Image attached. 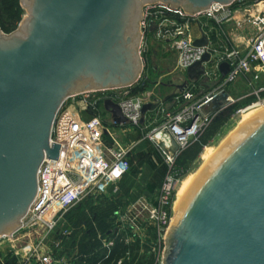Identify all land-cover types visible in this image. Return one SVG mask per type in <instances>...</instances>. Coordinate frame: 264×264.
Returning a JSON list of instances; mask_svg holds the SVG:
<instances>
[{
  "label": "water",
  "instance_id": "water-1",
  "mask_svg": "<svg viewBox=\"0 0 264 264\" xmlns=\"http://www.w3.org/2000/svg\"><path fill=\"white\" fill-rule=\"evenodd\" d=\"M235 1L19 0L26 16L16 31L0 28V238L20 229L43 160H57L60 145L49 142L63 103L139 80L143 7L162 3L199 13ZM206 44L203 37L193 46ZM208 60L205 54L190 66L187 79L199 80ZM219 71L224 77L229 66L221 64ZM156 108L142 106L141 125ZM104 110L114 125L127 124L110 100ZM162 264H264V113L227 138L187 188L165 238Z\"/></svg>",
  "mask_w": 264,
  "mask_h": 264
},
{
  "label": "built area",
  "instance_id": "built-area-1",
  "mask_svg": "<svg viewBox=\"0 0 264 264\" xmlns=\"http://www.w3.org/2000/svg\"><path fill=\"white\" fill-rule=\"evenodd\" d=\"M238 1L228 6L214 4L199 13H187L162 3L143 7L139 24L142 38L139 53L143 66L144 61L147 62L152 41L158 47L172 49L176 53V69L185 76L180 85L184 87L182 94L188 89L192 91L193 82L203 79L216 85L210 92L192 104L181 107L176 113L161 109L164 120L154 128V136L150 138L168 169L159 188L158 200L149 205L143 201L138 202L130 209L126 199L110 217L112 228L108 235L97 234L99 245L94 252L90 255L80 254L78 242L85 229L81 227L76 235L74 229L67 225L65 216L88 200L96 205L104 197L114 199L112 195L118 192V185L131 168L132 148L123 144L118 134L127 132L128 127L139 129L150 126L145 123V117L143 124H140V110L148 103L156 104L157 107L160 105L153 94L134 90L142 79V72L139 80L131 87L83 92L71 96L63 103L54 119L49 142L50 146L52 143L60 145L57 160H43L37 175V193L20 229L0 238V242H8L2 261L8 258L15 264L93 262L91 257L102 254L107 259L119 242L124 244L126 251L117 264H130V213L134 217L133 221L137 220L139 228L145 224L143 216L146 212L148 220L156 223L155 227L152 226V238L145 243L139 241L143 246H139L138 254L144 250L147 256L154 257V264L163 263L165 238L171 222L168 208L174 187L181 176L180 170L175 168L179 155L209 125L214 117L211 111L215 106L222 109L229 105L231 99L228 90L239 78L251 72L264 73V9L256 11L255 5L238 9L246 14L248 18L245 21L251 27L247 40L232 43L230 49L215 47L211 43L214 29L219 30L233 21L236 13L233 5ZM203 37L207 40L205 46H193L196 40ZM205 54L209 55V60L203 63L204 73L199 80L189 81L186 70ZM224 63L229 66V71L223 77L219 67ZM182 97L189 100L193 94L187 92ZM107 100L119 106L127 119L126 125L113 124L110 114L104 110V102ZM263 104L264 99L256 103ZM172 141L177 146L175 152L172 151ZM160 143L164 144L163 149L159 147ZM74 234L76 241L72 243ZM94 264L102 262L95 259Z\"/></svg>",
  "mask_w": 264,
  "mask_h": 264
},
{
  "label": "rangeland",
  "instance_id": "rangeland-1",
  "mask_svg": "<svg viewBox=\"0 0 264 264\" xmlns=\"http://www.w3.org/2000/svg\"><path fill=\"white\" fill-rule=\"evenodd\" d=\"M15 14V18L12 20L10 25L11 31L10 34L18 28L21 20L26 16V11L22 8L19 4V0H11L9 2L4 3V8L0 7V17L2 15L5 16H12ZM8 20V19H7ZM1 22V21H0ZM147 62L144 61V74L147 79V84L143 86L141 93L148 92L149 94H153L157 98V102L160 104L155 110V117L159 114V120L162 123L164 114L161 112V109L164 112L169 113H176L180 110L181 107L187 104H192L197 98L204 96L210 90H212V85L203 84L197 85L201 87V90L198 92L199 95L193 96L189 100H184L182 97L181 91L178 87L184 81L185 76L180 74L176 69V53L172 49H164L161 50L158 45L152 43L150 41V50L148 53ZM146 62V63H145ZM178 86V87H177ZM264 91V73L263 72H251L248 73L241 78H239L228 90V96L231 99L229 105L225 108L218 109L213 114V119H217L218 117L225 116L229 113H232L230 120L219 130L216 137L210 142V146L213 148H217L220 143L231 133L238 121L240 120L241 116L249 111L250 109H257L261 105H256L259 99H264V97H260V93ZM196 94V93H195ZM173 102L172 108L164 109L165 103ZM181 105V106H180ZM183 105V106H182ZM264 105V104H263ZM258 106V107H257ZM154 110V111H155ZM159 123V122H158ZM148 125V122H147ZM155 127H158L155 124H151L150 126L141 127V128H130L128 127L127 132L124 134H118L119 140L125 144L130 145L132 148L130 152V163L132 166V171L137 173V177L133 182L132 186L130 187V194L126 197L127 201L130 203V209L138 202H146L147 205L153 204L155 201L158 200L159 197V188L156 189L153 193H148L147 186L150 184L152 179V174L149 169V162H157L158 158L161 157L157 154L152 140L153 138V130ZM149 137V138H146ZM146 138V139H145ZM147 142V148L142 152L138 153L135 152L136 147L142 143ZM182 154V153H181ZM180 154V155H181ZM179 155V157H180ZM200 157V156H199ZM194 161L186 175L190 173H195L201 167L200 158ZM162 161V159H161ZM163 162V161H162ZM177 170V166L175 167ZM185 175V176H186ZM185 176H180L178 179L174 191L172 193V197L170 200V205L168 211L170 212L171 222L174 217L173 214V205L176 199V194L178 187L180 185L181 180ZM105 198V197H104ZM109 199V198H105ZM114 201V199L112 200ZM136 208H138L136 206ZM142 208V206H140ZM138 209V211L140 210ZM143 216V220L145 224L141 225L138 228L137 220H134L133 215L130 213V245L137 244L138 246H143L139 243L140 240L149 241L152 238V226L155 227V221L148 220V214L145 212ZM171 222L169 228L171 227ZM132 223V224H131ZM143 226V227H142ZM151 226V227H150ZM2 242V243H1ZM0 243V247L6 250V246L8 242L3 240ZM145 243V242H144ZM139 252V251H138ZM6 255V251L2 253V255ZM140 258L142 256L144 259L143 261L149 259L151 256H147L146 251H140ZM154 258V257H153ZM132 256L130 257L131 262ZM140 259V261H141ZM142 262V261H141ZM77 261L73 262L76 264ZM134 264V263H130Z\"/></svg>",
  "mask_w": 264,
  "mask_h": 264
},
{
  "label": "trees",
  "instance_id": "trees-1",
  "mask_svg": "<svg viewBox=\"0 0 264 264\" xmlns=\"http://www.w3.org/2000/svg\"><path fill=\"white\" fill-rule=\"evenodd\" d=\"M9 1L11 0H1L0 7L4 8V3ZM14 18L15 14L12 16L2 15L0 17V28L4 33H9L11 31L10 25ZM145 84H147V79L145 75H142V79L135 86L134 90L136 92L141 91ZM260 97H264V91L260 93ZM231 115L232 113H229L225 116L218 117L217 119H212L209 125L204 128L203 131L193 141L189 143L188 147L184 152H182L176 161V166L180 170L181 176H185L187 174L191 164L198 159L202 150L210 144V142L218 134L219 130L230 120ZM147 146V142H142L136 147L135 152L142 153L147 148ZM130 167L129 174L118 185V192L112 195V198L114 197V201L103 198L98 200L95 205L93 201L88 200L79 204L65 216L67 225L71 226L75 230L76 235L79 233L82 224L87 226L86 232L83 233L81 239L78 242L79 252L90 255L99 245V242L96 240L97 234L102 236L108 235V231L112 228V221L110 217L113 215V212L116 210L117 206L126 201V197L130 194V187L133 184L131 181L135 180L137 177V173L132 171L131 163ZM149 168L153 172L151 182L147 186V191L148 193H153L156 189L161 187L164 178L168 173V169L160 158H158V163L149 162ZM121 194L122 196L117 197ZM75 234L72 238V243H75L76 241ZM125 249L126 248L124 244L118 242L113 247L111 254L109 257H107V259L105 258L104 254L93 256L91 259L99 260L102 262V264H117V261L123 257L126 251ZM138 251L139 246L137 244L130 246V252L132 253V259L130 263L154 264L153 257L143 261L142 259L144 258L142 257L141 259L139 257Z\"/></svg>",
  "mask_w": 264,
  "mask_h": 264
},
{
  "label": "crops",
  "instance_id": "crops-1",
  "mask_svg": "<svg viewBox=\"0 0 264 264\" xmlns=\"http://www.w3.org/2000/svg\"><path fill=\"white\" fill-rule=\"evenodd\" d=\"M251 5H255L256 11H261L264 9V0H240V1L236 2L233 5V9L236 11L233 21L222 26L219 30L214 29V33H213V36L211 38V43L215 47H224V48L230 49L232 47V43L242 42L244 39L247 40L248 37H250L251 27L248 24V22L245 21L246 20L245 18H248V17L245 16L246 14L244 12H241L238 9H240L242 7L251 6ZM208 24L212 25V23H208ZM197 32L198 31L196 30L195 34H197ZM160 49L164 50V48H160ZM143 72H144V69H143ZM201 83L212 85L211 87L216 86L214 82L212 83V82H209V81H206L203 79V80H200L198 82H193V85H192L194 87L193 90L191 91V89H188L183 94L190 92L193 94V96L199 95L200 93H198V92L201 90V87H198L197 85H200ZM172 104H174V103L173 102L165 103L164 109H166V107L172 108ZM156 111L157 110L148 112L145 115V120H146L145 123L148 122V125L155 123V125H157V126L161 124L159 117H158L159 114L156 115V117H155ZM150 171L152 174L153 171L151 169H150ZM120 196H122V194L118 195L117 197H120ZM82 227L85 229V232H86L87 226L85 224H82ZM70 228H72V227L70 226ZM5 251L6 250H4L0 247V264H15L12 260H10L8 258H5L2 261V258L5 257V255L4 254L2 255V253H4ZM80 254L83 255V253H81V252H80ZM94 261L93 262H87L86 261L85 263L82 261H79L76 264H94Z\"/></svg>",
  "mask_w": 264,
  "mask_h": 264
},
{
  "label": "bare ground",
  "instance_id": "bare-ground-1",
  "mask_svg": "<svg viewBox=\"0 0 264 264\" xmlns=\"http://www.w3.org/2000/svg\"><path fill=\"white\" fill-rule=\"evenodd\" d=\"M263 113H264V105L259 106V108L257 109H250L249 111H247L241 116L235 129L231 133H229V135L220 143V145L217 148H213L210 145H208L202 150L200 157H199L201 161V167L195 173H190L186 175L180 182V185L178 187L177 194H176V199L173 205L174 217L172 219L171 226L173 222L177 219L178 206L181 200L183 199L187 191V188L202 174L206 165L215 158L216 154L218 153V151L220 150V148L222 147L226 139L232 136L233 134H235L240 129L252 123L254 120L259 118Z\"/></svg>",
  "mask_w": 264,
  "mask_h": 264
}]
</instances>
